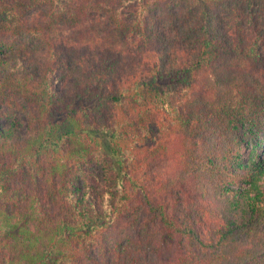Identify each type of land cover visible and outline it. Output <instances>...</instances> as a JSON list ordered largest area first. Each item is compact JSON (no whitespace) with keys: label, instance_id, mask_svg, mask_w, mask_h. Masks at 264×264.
Wrapping results in <instances>:
<instances>
[{"label":"trees","instance_id":"obj_1","mask_svg":"<svg viewBox=\"0 0 264 264\" xmlns=\"http://www.w3.org/2000/svg\"><path fill=\"white\" fill-rule=\"evenodd\" d=\"M263 140L264 0H0V264H264Z\"/></svg>","mask_w":264,"mask_h":264},{"label":"rangeland","instance_id":"obj_2","mask_svg":"<svg viewBox=\"0 0 264 264\" xmlns=\"http://www.w3.org/2000/svg\"><path fill=\"white\" fill-rule=\"evenodd\" d=\"M64 33L67 34L69 32L64 31ZM252 149L251 148H245L244 149V154L249 156L250 154L253 153L255 157L264 158V140H263L261 146H259L258 148L254 149V150H252Z\"/></svg>","mask_w":264,"mask_h":264}]
</instances>
